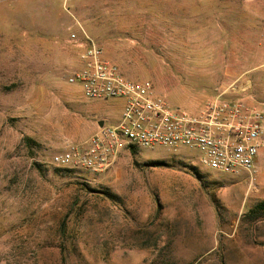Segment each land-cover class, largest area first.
<instances>
[{"label":"rangeland","instance_id":"374dc122","mask_svg":"<svg viewBox=\"0 0 264 264\" xmlns=\"http://www.w3.org/2000/svg\"><path fill=\"white\" fill-rule=\"evenodd\" d=\"M78 27L174 108L194 114L219 90L264 104V0L0 1V264H264L251 212L264 143L252 173L187 147L123 145L97 170L52 163L122 109L64 79Z\"/></svg>","mask_w":264,"mask_h":264},{"label":"built area","instance_id":"2783aa9c","mask_svg":"<svg viewBox=\"0 0 264 264\" xmlns=\"http://www.w3.org/2000/svg\"><path fill=\"white\" fill-rule=\"evenodd\" d=\"M69 41L78 49V63L64 79L80 88L84 100L120 99L122 109L116 123L104 124L85 145L55 153L53 164L97 170L123 145L161 146L171 152L194 149L202 165L221 173L255 170L264 143V104L219 90L191 114L170 105L151 81L123 74L82 27Z\"/></svg>","mask_w":264,"mask_h":264},{"label":"trees","instance_id":"16d2710c","mask_svg":"<svg viewBox=\"0 0 264 264\" xmlns=\"http://www.w3.org/2000/svg\"><path fill=\"white\" fill-rule=\"evenodd\" d=\"M133 147V146H130ZM251 212H255V213H261L262 215H264V201H261L259 203H257L253 209L251 210Z\"/></svg>","mask_w":264,"mask_h":264},{"label":"crops","instance_id":"0c3cea01","mask_svg":"<svg viewBox=\"0 0 264 264\" xmlns=\"http://www.w3.org/2000/svg\"><path fill=\"white\" fill-rule=\"evenodd\" d=\"M19 23V22H18ZM9 27H12V26H9ZM15 27V25H14ZM74 31V30H70L69 34ZM78 31V30H77ZM41 34H43V30H41ZM69 34H68V41H69ZM12 38V36L8 37L7 41H9L10 39ZM41 50H40V57L43 58V37L41 36ZM70 42V41H69ZM71 43V42H70ZM72 44V43H71ZM73 47H75L73 44H72ZM76 48V47H75ZM77 49V48H76ZM78 51V49L76 50V52Z\"/></svg>","mask_w":264,"mask_h":264},{"label":"water","instance_id":"95a60500","mask_svg":"<svg viewBox=\"0 0 264 264\" xmlns=\"http://www.w3.org/2000/svg\"><path fill=\"white\" fill-rule=\"evenodd\" d=\"M100 126H102L103 125V121L101 120V121H99V123H98Z\"/></svg>","mask_w":264,"mask_h":264}]
</instances>
